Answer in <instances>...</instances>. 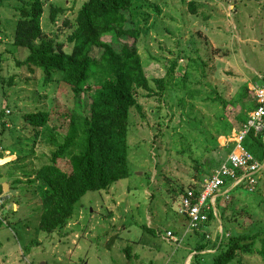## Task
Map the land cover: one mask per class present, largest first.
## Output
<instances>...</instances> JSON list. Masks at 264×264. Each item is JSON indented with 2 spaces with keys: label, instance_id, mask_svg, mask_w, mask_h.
<instances>
[{
  "label": "rangeland",
  "instance_id": "rangeland-1",
  "mask_svg": "<svg viewBox=\"0 0 264 264\" xmlns=\"http://www.w3.org/2000/svg\"><path fill=\"white\" fill-rule=\"evenodd\" d=\"M166 1L168 7L164 8L162 16L156 18V22L157 30L161 32V28L167 26L169 31H149L147 37L140 35L136 41L146 76L150 77L151 72L160 69L159 58L167 59L166 67L175 58L171 72L173 85L175 80L180 82L184 73L189 72L186 83L194 87L190 92L193 100L189 96L184 97V91L178 90L177 93L187 102L195 103L193 110L203 117L206 134L209 136L217 129V125L212 126L206 120L207 117L214 119L217 109L223 110L222 116L238 127L240 123L235 118L236 112L230 109L229 104L225 108L222 101L214 97L219 96L224 101L236 98L242 90L240 83L246 80L249 89L252 79H256L258 74L255 78L250 75L264 65V0ZM49 3L69 8L65 15L71 17L82 0H49L44 3L40 20L43 34L47 38L64 41L68 27L61 25V19L65 15L60 14L51 22ZM21 5L22 0H0V112L6 109L12 111L11 115L0 117L1 121L12 120L11 126L0 133L4 144L0 149V180L21 178V182L5 191L6 197L2 198L0 264H32V261L33 264H148L149 261V264H190L188 255L183 259L188 253L185 247L194 244L198 236L190 230L184 232L186 218L175 210L179 206L181 190L200 181L191 166L194 162L178 156L176 142H181V131L194 130L191 135L197 139L201 138V134L191 127L192 122L179 116L186 115L182 108L174 105L175 116L169 119L164 114L161 117L155 97H146L142 91H137L141 109L138 111L136 107H131L129 111L130 174L112 183L106 190L86 192L77 202L72 219L62 229L63 234L46 238L38 230L41 201L34 187L36 182L26 181L22 171L31 172L45 159L48 161L55 146L43 143L41 136L44 130L38 129L39 134L35 135L37 128L30 126L23 114L51 108L54 111L71 110L75 102L83 105L89 100L85 93L76 98L55 81L43 82L40 70L32 73L24 65H17V60L25 56V52L12 42L15 25L21 17L17 7ZM122 40L130 41L131 38ZM63 46L68 48L69 45L63 43ZM257 59L259 62L256 65ZM251 63L253 67L249 68ZM200 69L204 70V77L200 75ZM209 95L214 100L208 99ZM248 95V100H251L250 90ZM178 102L183 105V101ZM76 110L79 108L76 107ZM80 111L87 113L85 107ZM53 122L54 114L52 120L47 121L49 129ZM216 138L223 148L224 137L217 135ZM58 143H61L59 138ZM31 149L33 152H30ZM223 151L212 149L203 158L211 157L222 162L226 158L222 157ZM19 160L22 161L20 165L16 164ZM56 163L62 169L70 168L64 158ZM258 175L256 188L259 191L246 188L243 182L228 189L225 195L216 197V205L219 206L224 202L229 206L234 203L236 209L247 205L249 211L239 219L240 222H236L242 226L264 225V168L259 170ZM230 182L228 180L225 186ZM226 197L229 199L226 200ZM13 204H16L14 209ZM219 206L216 207L220 215ZM229 206L225 214L231 212ZM213 214L214 218L204 226L210 239L221 233L222 228L232 227L224 217L221 224L219 216L215 212ZM133 221L138 223L133 224ZM140 223L152 227L154 236L147 230L143 232ZM168 229L181 235L180 243L162 237ZM190 233L192 237L185 241ZM125 246H131L133 255L139 251V257H127ZM82 253L85 259L80 263ZM191 261L193 264V259ZM239 261L264 264L257 254L237 257L234 263Z\"/></svg>",
  "mask_w": 264,
  "mask_h": 264
},
{
  "label": "trees",
  "instance_id": "trees-1",
  "mask_svg": "<svg viewBox=\"0 0 264 264\" xmlns=\"http://www.w3.org/2000/svg\"><path fill=\"white\" fill-rule=\"evenodd\" d=\"M45 1L49 0H22V5L17 7L21 17L15 25L12 42L16 48L25 52V56L16 63L24 65L32 73L40 70L43 82L55 81L71 91L76 98L80 93H85L89 102L83 105L75 102L71 110L54 111L51 108L23 114L24 120L30 126L37 128L34 134H39L38 129L44 130L41 136L42 142L55 146L48 161L45 159L31 172L22 171L27 177L26 181L36 182L34 187L41 201L38 230L43 232L46 238L58 233L63 234L62 229L72 219L77 202L86 192L106 190L112 183L130 174L128 159L131 157L132 146L128 141L129 111L131 107H136L138 111L141 109V104L137 101V91L144 92L146 97H155L156 108L161 117H164V114L169 119L175 116L174 105L179 109L182 108L186 115L179 114V116L192 122L191 127L198 129L201 138L192 137L191 132L194 130L181 131L179 136L181 142H176L179 146L176 152L178 156L189 159L191 163L194 162L191 166L194 175H198V181L210 178L213 173L209 171L218 167L221 160L211 157L204 159L205 153L219 148L225 150L222 153V157H225L232 147V142L227 147L221 148L216 137L220 134L228 135L236 127L222 116L223 110L217 109L218 113L214 119L212 117L206 119L212 126L217 125L216 133L213 132L208 136L203 117H199L193 110L195 103L187 102L177 93L178 90L184 91V97L189 96L190 100H193V94L190 96V92L194 87H191V83H186V79L190 76L189 72L184 73L180 82L175 80L173 85L171 72L175 66V58L166 67L167 59L162 57L159 58L160 69L151 72V76L148 77L142 67L141 53L137 49L136 41L140 35L147 37L149 31L160 32L157 30L156 18L164 14V8L168 7L167 1L82 0L77 10L72 11L71 17L65 15V11L69 8L49 3L48 16L51 22L60 17V14L65 15L61 19V25L68 27L64 41L47 38L42 32L40 20ZM161 30L168 32L169 28L166 26ZM125 37L131 40H122ZM63 43L68 44V48H64ZM200 75L205 76L204 70L200 69ZM167 82L171 83L167 84ZM240 88L242 90L232 100L224 101L219 96H215L214 99L221 100L225 108L229 104L230 109L236 112V120L242 123L247 118V112L256 104L253 96L248 100L246 81L240 83ZM207 98L214 100L210 95ZM178 101H183V105L180 106ZM76 107L79 110H76ZM82 107L86 108V114L81 113ZM4 113V110L1 111L0 117ZM53 114L54 122L49 129L47 121L52 120ZM141 116L143 117V113ZM7 121L10 124L12 122V120ZM8 123L0 119V133L9 128ZM263 133L264 129L262 132H254L250 129L242 141L244 148L259 162L264 161ZM58 138L61 139V143H58ZM0 143L3 147L1 140ZM30 152H33L32 149ZM63 158L70 165L68 170L62 169L56 163L58 159ZM20 163L22 164L21 160L16 162L18 165ZM226 180L227 178L222 179L219 186L223 189L218 188L215 192V214L218 212L221 224L224 217L226 221L231 222L232 227L228 226L225 230L222 228V232L214 236V240L204 239L205 233L195 230L197 241L191 247H185L188 253L183 256L184 259L195 251L193 264H244L241 261L234 263V260L237 257H249L255 254L264 261V225L242 226L236 223L240 222L239 219L249 211L247 205L239 209L235 208L234 203L232 206L226 205L225 202L222 206L216 205L217 195L226 193L224 191L228 182ZM19 182L21 178H12L10 187H15ZM237 186L239 184L234 185L232 189ZM187 188H192L195 193L198 192L197 183ZM255 190L259 191V188ZM2 205L3 200L0 207ZM216 206L221 208L220 215ZM228 206L231 212L225 214ZM175 211L179 213L178 210ZM213 212L210 206L207 210V221L214 218ZM183 218H186L188 223V218L184 215ZM207 221L199 224L198 227L206 225ZM136 223L138 222L133 221V224ZM139 225L143 232L147 230L154 236L152 227L146 226L145 223ZM179 241L181 240H176ZM207 248L214 251L201 253ZM124 251L129 258L139 257V251L132 254L131 246H125ZM84 255L82 253L80 256V263L84 261Z\"/></svg>",
  "mask_w": 264,
  "mask_h": 264
},
{
  "label": "built area",
  "instance_id": "built-area-1",
  "mask_svg": "<svg viewBox=\"0 0 264 264\" xmlns=\"http://www.w3.org/2000/svg\"><path fill=\"white\" fill-rule=\"evenodd\" d=\"M253 89L257 106L249 113L247 122L242 124L236 133H233V148L227 155L225 162L212 172L210 178H204L197 183V193L192 188L186 187L180 196L179 211L188 218L189 228H197L199 223L207 218V210L214 205L215 192L222 182V176L234 175V168L242 169L247 176H250L257 168L258 164L253 159V155L242 145L249 127H253L256 131L264 127V85L261 87L254 86ZM7 125L9 126V124ZM249 182L251 185L254 178L251 177ZM1 201L2 198L0 197ZM163 237L167 240H177L170 230H166Z\"/></svg>",
  "mask_w": 264,
  "mask_h": 264
},
{
  "label": "clouds",
  "instance_id": "clouds-1",
  "mask_svg": "<svg viewBox=\"0 0 264 264\" xmlns=\"http://www.w3.org/2000/svg\"><path fill=\"white\" fill-rule=\"evenodd\" d=\"M0 40H1V37H0ZM255 75L252 73V75H250V77H252V78H255L254 77ZM261 80L262 81V83H258L257 81L258 80ZM253 81H255V83H253L252 82V84H251V87L248 89V90H250L251 91V95L254 97V99H255V92H254V89H253V87L254 86H258V87H261V86H263L264 85V73L262 74V72L260 71L259 72V74L256 76V79H252ZM246 81V80H245ZM247 83V86H248V82H246ZM255 104H256V99H255ZM6 106V105H5ZM257 106V104L255 105V107ZM254 107V108H255ZM254 108H251L248 112H247V118H246V120L244 121V122H242V123H240L239 124V126L238 127H236V128H233L231 131H230V133L228 134V135H225V134H220V135H218V136H223L224 138H223V142H222V147H227L228 146V144L230 143V142H232V147H231V149H230V151H229V153L231 152V150H232V148H233V139H232V135H233V133H236L237 132V130L238 129H240L241 128V126H242V124H244V123H246L247 122V120H248V118H249V113L254 109ZM6 110H9V109H6ZM6 110L4 111L5 113L4 114H6V115H11V113H12V111L11 110H9V112H6ZM6 123H8V121H6ZM9 124V127L11 126V124L10 123H8ZM250 129H252L254 132H262L263 131V129H264V127L261 129V130H259V131H256V130H254V128L253 127H249V129L248 130H250ZM248 130H247V132H248ZM246 132V133H247ZM246 135V134H245ZM245 137V136H244ZM244 139V138H243ZM262 140H263V142H264V133H263V135H262ZM244 147V146H243ZM1 149V148H0ZM248 151V150H247ZM228 153V154H229ZM227 154V155H228ZM227 155H226V157H227ZM253 159L257 162V168H256V170H255V172L253 173V174H251L250 176H247L246 175V172H244L242 169H236V168H234V171H235V173H234V175H232V176H227V175H224V176H222V179H224V178H227V180H230L232 183H231V185H229V186H227L225 189H224V191L225 192H227V190L228 189H230V188H232L234 185H237V184H241V183H243V182H245V187L246 188H249V189H255L256 188V183H257V178H259V175H258V172H259V170L261 169V168H264V161L263 162H259L256 158H254V156H253ZM225 160H226V158L218 165V167L221 165V164H223L224 162H225ZM231 165V164H230ZM218 167H216L215 169H217ZM214 169V170H215ZM214 170H212L211 172H213ZM254 178V182L250 185V182H249V179L250 178ZM186 188V187H185ZM184 188V189H185ZM182 193H183V191H182ZM181 192H180V194H179V199H180V196H181V194H182ZM1 197V196H0ZM2 198V197H1ZM4 199V198H3ZM2 202V201H1ZM0 202V203H1ZM179 204H180V201H179ZM214 205H215V199H214ZM212 206V208H213V210H214V212H216V208H215V206ZM177 210L179 211V206L177 207ZM179 214L183 217V213H181L180 211H179ZM184 216H186V215H184ZM216 216L218 217V214H216ZM205 221H207V218L205 219V220H203V221H201L199 224H203ZM205 225V224H204ZM203 225V226H204ZM197 227V228H189L188 227V223L186 222V226H185V230H184V232L186 231V230H190L191 232H195V230H197V231H200V233H202V232H204L205 234H204V239H207V238H209L210 237V235L208 234V232L205 230V227ZM168 230H170V229H168ZM171 231V230H170ZM172 232V231H171ZM165 233V232H164ZM177 239H179V240H181V235H176V234H174V233H172ZM164 235V234H163ZM192 235L193 234H189L188 235V238H186V240H190V238L192 237ZM163 237V236H162ZM164 238V237H163ZM166 239V238H165ZM211 239L213 240L214 239V237H211ZM167 240V239H166ZM185 240V241H186ZM189 247H191V245L189 246ZM211 251L213 252L214 250L213 249H211ZM203 252H210L208 249L207 250H204ZM195 253V251H193L192 253H189L188 254V256H187V258H188V260L190 261V264H192V261H191V259H193L192 257H193V254ZM187 258H186V260H187ZM185 259V258H184Z\"/></svg>",
  "mask_w": 264,
  "mask_h": 264
},
{
  "label": "crops",
  "instance_id": "crops-1",
  "mask_svg": "<svg viewBox=\"0 0 264 264\" xmlns=\"http://www.w3.org/2000/svg\"><path fill=\"white\" fill-rule=\"evenodd\" d=\"M243 39H248V38H243ZM259 61H258V59L256 60V65H257V63H258ZM253 67V64L251 63V64H249V68H252ZM263 67H264V65L262 66V67H257V70L258 71H256V70H254V72L255 73H253L254 75H257V74H259V72L261 71V72H263L262 70H264L263 69ZM252 78V77H251ZM259 84L260 83H262V81L261 80H258L257 81ZM253 83H255V81H253ZM2 142V141H1ZM1 144V143H0ZM0 148H1V145H0ZM6 184V187L5 188H3L4 186H3V184ZM0 186L2 187V191L0 192V196L2 197V198H5L6 196H5V194L4 193H7V192H5V191H7V190H10V186H11V184H10V180H8V179H1L0 180ZM15 206H16V204H13V209L15 208ZM187 241V240H186ZM188 244V243H187ZM186 244V245H187ZM186 245H183V247H185ZM188 248H189V246H188Z\"/></svg>",
  "mask_w": 264,
  "mask_h": 264
},
{
  "label": "water",
  "instance_id": "water-1",
  "mask_svg": "<svg viewBox=\"0 0 264 264\" xmlns=\"http://www.w3.org/2000/svg\"><path fill=\"white\" fill-rule=\"evenodd\" d=\"M3 186H4L3 188H5L6 187V184L4 183Z\"/></svg>",
  "mask_w": 264,
  "mask_h": 264
}]
</instances>
